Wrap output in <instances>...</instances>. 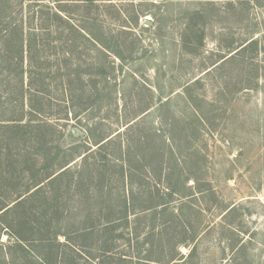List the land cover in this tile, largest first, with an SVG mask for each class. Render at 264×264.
Instances as JSON below:
<instances>
[{
  "label": "rangeland",
  "instance_id": "rangeland-1",
  "mask_svg": "<svg viewBox=\"0 0 264 264\" xmlns=\"http://www.w3.org/2000/svg\"><path fill=\"white\" fill-rule=\"evenodd\" d=\"M97 2L13 0V17L40 40L26 67L42 63L55 81L77 77L73 86L84 87L76 102L86 106L64 125L62 153L91 146L93 157L107 153L111 164L123 146L130 175L122 182L110 170L113 194L134 195L136 206L155 202L151 194L168 202L129 218V229L137 222L144 235L152 225L162 237L155 234L154 264H264V0ZM60 3L63 22L52 17ZM101 35L113 46L105 53L96 46ZM251 39L258 49L222 62ZM100 135L104 148L94 143ZM5 143L0 195L7 199L22 173L8 178L15 149ZM11 242L0 224V264Z\"/></svg>",
  "mask_w": 264,
  "mask_h": 264
},
{
  "label": "trees",
  "instance_id": "trees-1",
  "mask_svg": "<svg viewBox=\"0 0 264 264\" xmlns=\"http://www.w3.org/2000/svg\"><path fill=\"white\" fill-rule=\"evenodd\" d=\"M83 1L91 5L98 1L115 7L114 0ZM60 4L59 13L56 12L52 17L63 22L61 12L66 9ZM97 7L100 5L97 4ZM12 8L13 0H0V128L6 133L0 138V143L4 141L8 148L15 149V154L9 156L11 159H6L8 178H13L11 174L15 171L22 174H18L16 182L9 185L15 187L11 188L13 191L7 199L0 195V224L12 240L4 263L158 262L153 255L154 249L159 246L154 238L155 234L160 239L162 237L152 225L144 229V235L137 222L129 229V218L133 213L138 220L142 212L160 206L166 210L168 202L163 196L151 194L148 200L153 199L155 202L136 206L134 195L130 197L121 192L113 194L109 184L114 175L110 170L115 171L122 182L130 175L122 157L124 149L121 145L112 154L111 164L105 161L107 153L101 158L93 157L94 149L91 146L84 147L82 151L70 148V152L62 153L64 125L69 123L71 116L76 119L86 106L76 102V97L80 91L82 95L84 87L73 86L76 83L74 81L79 80L77 77L55 81V77L50 74L51 69L47 70V66L42 63L26 67L27 58L31 62L38 58L34 50L40 44L39 35L36 31L26 34L24 22L13 17ZM119 12L120 9V16ZM32 18L29 17L27 21L29 25L32 24ZM96 41L101 53L113 47L106 41V36L101 35ZM258 43V39L241 43L230 51H235L233 54L224 55L222 62L249 48L258 49ZM42 56L40 52L39 58L42 59ZM106 70L100 69L102 80L108 78ZM47 78L54 83L53 90L51 83L46 82ZM52 91L60 93L52 96ZM77 98L80 99V96ZM88 130L91 132V129ZM106 139V135H100L94 143L104 148L103 141ZM80 156L82 161L77 165L74 161ZM2 174L6 173L1 172L0 179ZM58 235H63L64 240L57 239ZM186 241L185 238L179 239L176 245ZM173 259L175 256L167 259L166 263Z\"/></svg>",
  "mask_w": 264,
  "mask_h": 264
},
{
  "label": "water",
  "instance_id": "water-1",
  "mask_svg": "<svg viewBox=\"0 0 264 264\" xmlns=\"http://www.w3.org/2000/svg\"><path fill=\"white\" fill-rule=\"evenodd\" d=\"M147 20V19H146Z\"/></svg>",
  "mask_w": 264,
  "mask_h": 264
}]
</instances>
